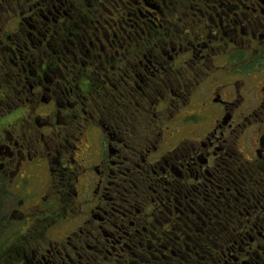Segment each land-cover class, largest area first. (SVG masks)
I'll return each instance as SVG.
<instances>
[{
  "label": "flooded vegetation",
  "instance_id": "flooded-vegetation-1",
  "mask_svg": "<svg viewBox=\"0 0 264 264\" xmlns=\"http://www.w3.org/2000/svg\"><path fill=\"white\" fill-rule=\"evenodd\" d=\"M0 264H264V0H0Z\"/></svg>",
  "mask_w": 264,
  "mask_h": 264
},
{
  "label": "trees",
  "instance_id": "trees-1",
  "mask_svg": "<svg viewBox=\"0 0 264 264\" xmlns=\"http://www.w3.org/2000/svg\"><path fill=\"white\" fill-rule=\"evenodd\" d=\"M210 245H211V243H210Z\"/></svg>",
  "mask_w": 264,
  "mask_h": 264
}]
</instances>
